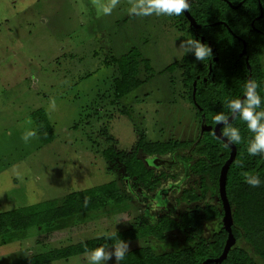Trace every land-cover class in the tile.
<instances>
[{
    "label": "rangeland",
    "instance_id": "rangeland-1",
    "mask_svg": "<svg viewBox=\"0 0 264 264\" xmlns=\"http://www.w3.org/2000/svg\"><path fill=\"white\" fill-rule=\"evenodd\" d=\"M110 0H0V212L62 198L115 181L122 200L96 210L59 218L0 236V264H22L31 254L64 249L116 233L162 215L178 219L206 204L221 205L219 195L178 203L183 189L199 188L175 155L154 166L155 189L141 185L103 150H130L146 132L151 140H196L200 117L189 99L188 73L180 48L192 37L181 15L131 16L132 0H118L110 15H97L96 4ZM142 62L144 83L123 98L114 93L115 65L106 57L131 48ZM169 65H173L169 69ZM44 108L54 139L42 144L32 112ZM28 132L35 135L25 139ZM170 158V156L168 157ZM222 217L206 221L203 233L188 240L177 229L164 240L152 236L126 241L129 250L150 247L155 254L211 240ZM112 251L113 245L105 248ZM42 264H88L86 252ZM104 264H116L113 255Z\"/></svg>",
    "mask_w": 264,
    "mask_h": 264
},
{
    "label": "trees",
    "instance_id": "trees-1",
    "mask_svg": "<svg viewBox=\"0 0 264 264\" xmlns=\"http://www.w3.org/2000/svg\"><path fill=\"white\" fill-rule=\"evenodd\" d=\"M229 1L233 5L242 3L234 8L228 0H189V11L200 24L199 28L190 27L185 14H180L188 24L192 37L201 41L204 36V43L212 50V55L204 61L196 60L193 53L184 59L186 64L197 61L195 71L187 76L189 99L197 110L200 122L204 120L213 126V117L218 112L231 115L225 107V100L241 98L249 75L251 80L258 83L257 92L264 98V0ZM261 11L262 16L256 19ZM243 40L247 43L246 55L241 56ZM215 56H218V60H214ZM246 56L251 70L248 69ZM142 62L149 72H154L151 60L143 58L136 47L121 56L112 55L110 59L105 58V65L113 64L119 70V75L114 79V93L117 98L127 96L144 83L140 76ZM172 67L173 65H169V69ZM194 81L195 99L201 110L193 98ZM261 109H264V103ZM238 115L239 112L236 116ZM32 116L40 142H51L55 137L54 129L45 109H36ZM229 123L240 130L242 137L241 142L236 144L237 154L230 164L227 177V194L233 208V233L237 241L226 259L220 263L209 264H264V154L250 156L247 153V144L252 138V133L244 121L237 117ZM230 152V146L212 129L204 131L196 140H151L146 132H143L130 150H117L110 146L103 150V155L109 161L120 162L128 175L141 185L154 189L159 179L154 177V167L146 162L144 156L162 157L175 154L178 159L189 165L192 173L200 177L198 189L183 190L182 195L178 197V202H182L219 195L221 168L229 158ZM246 173L258 176L260 185L253 187L246 183ZM121 200L115 181H110L80 193L72 192L61 199L54 198L38 204L12 208L0 212V236L32 226L49 224L59 218L96 210ZM223 215L222 204H206L182 213L178 219L162 215L154 224L142 222L136 227L116 232L112 239L103 235L64 249L31 254L22 260V264H42L99 246L107 248L117 239L129 241L152 236L164 240L168 232L177 229L183 231L188 240H193L203 233L204 221L218 219ZM227 236L228 232L222 226L213 233L211 240L200 239L194 245L179 250L161 254H155L150 247L128 250L120 264H203L207 258L218 257L222 253Z\"/></svg>",
    "mask_w": 264,
    "mask_h": 264
},
{
    "label": "clouds",
    "instance_id": "clouds-1",
    "mask_svg": "<svg viewBox=\"0 0 264 264\" xmlns=\"http://www.w3.org/2000/svg\"><path fill=\"white\" fill-rule=\"evenodd\" d=\"M118 0H110L109 3H97V15H110L113 8H115ZM189 0H132L128 11L130 14L138 16H148L155 13L159 15H180L187 9L189 10ZM180 48L185 54L193 53L196 60L204 61L212 55L211 48L201 42L200 40L189 37L183 40ZM259 87L255 80H249L244 85L243 98H227L225 100V107L228 109L232 118L239 110V115L235 118L246 123L247 129L252 133V138L247 144V153L250 156L264 154V109H261L264 98L257 92ZM215 124H223L221 128V136L225 138L227 144H239L241 142V133L237 127L229 123V116L224 112H218L214 117ZM35 135L34 132H28L25 136ZM245 181L253 187L260 185L261 181L258 176L252 174H245ZM107 238L112 239L116 233H106ZM129 250V245L123 239L115 240L112 251H106L104 246L95 247L91 250H86V257L88 264H104L106 260L111 259L114 255L116 264H120L125 259L126 253Z\"/></svg>",
    "mask_w": 264,
    "mask_h": 264
},
{
    "label": "water",
    "instance_id": "water-1",
    "mask_svg": "<svg viewBox=\"0 0 264 264\" xmlns=\"http://www.w3.org/2000/svg\"><path fill=\"white\" fill-rule=\"evenodd\" d=\"M241 3H239L238 5H233L229 1V4L232 7H234V8H237L238 6H240ZM184 14H185L186 18L189 20L191 27H199L197 21L192 16V14L190 13L189 10L186 9L184 11ZM262 14H263V12L261 11V14L259 16H257L256 19L260 18L262 16ZM252 24L254 25V21L252 22ZM202 41H204V37H202ZM243 43H244V47H243V50L240 53V55H244L246 53L247 43H246L245 40H243ZM214 60H218V56H215ZM246 61H247L248 69L251 70V65L249 63L248 57L246 58ZM211 69H212V64L210 63V70ZM248 79L251 80V75L248 76ZM195 91H196V81H194L193 98H194L195 104L198 105V103L196 102V99H195ZM241 98H243V95L241 96ZM198 108L201 110V107L199 105H198ZM238 112H239V110H237V112L234 114L233 118H232L231 115L229 116V122H231L235 118V116L237 115ZM222 125L223 124L221 123V124H215L213 126V125H208V124L203 122L202 125H201V130L203 132L205 130H212L213 129L215 131V134L220 139L225 141V138H223L221 136ZM228 145L231 148L230 156L225 161V163L223 164V166L221 168L220 176H219V196H220V199L222 201L223 209H224V215L222 217V219H223V227L228 232V236H227L226 243H225V246H224V249H223L222 253L218 257L207 258L206 260L203 261V264H209V263H213V262H216V263L222 262L224 259H226L230 249L235 245V243L237 241V239H236V237H235V235L233 233V223H234L233 209H232V205L230 203V200H229L228 194H227L228 170H229L230 164L233 162L234 158L236 157L237 146H236V144H228Z\"/></svg>",
    "mask_w": 264,
    "mask_h": 264
},
{
    "label": "flooded vegetation",
    "instance_id": "flooded-vegetation-1",
    "mask_svg": "<svg viewBox=\"0 0 264 264\" xmlns=\"http://www.w3.org/2000/svg\"><path fill=\"white\" fill-rule=\"evenodd\" d=\"M228 2H229V0H228ZM199 25V27H200V24H198ZM189 26H190V22H189ZM191 27V26H190ZM199 27H192V28H199ZM202 37H204V36H202ZM202 37H201V41H202ZM204 41H205V37H204ZM204 41H202L203 43H204ZM244 55H246V53L244 54ZM242 56V55H241ZM245 58H247V56L245 57ZM263 63H264V57H263ZM249 80V79H248ZM204 121L202 120V123H203ZM202 123L200 122V134H202L203 132H202V130H201V125H202ZM205 123V122H204ZM207 124V123H206ZM206 131V130H205ZM199 134V135H200ZM172 155H175V154H166V155H164V156H162V157H158V156H144V158H145V160H146V158H148L149 160L151 159H154V161L155 160H159L160 162V164H164V163H166V162H168V160H172ZM170 156V158H168ZM176 156V155H175ZM177 158V157H176ZM177 160L178 161H182L184 164H185V166L189 169V165L187 164V163H185L183 160H181V159H178L177 158ZM146 162L149 164V165H151V166H153L152 164H151V162L150 161H147L146 160ZM154 167V166H153ZM189 171H190V169H189ZM190 173H192L191 171H190ZM192 174H194V173H192ZM195 175V174H194ZM197 176V175H196ZM198 178H200L199 176H198ZM199 186H200V179H199ZM149 188V187H148ZM191 188H194V187H191ZM191 188H189V189H191ZM150 189H153V188H150ZM155 189V188H154ZM196 189V188H195ZM183 190H186V188L185 189H183ZM183 192V191H182ZM182 195V194H181ZM180 195V196H181ZM209 196H213V195H209ZM209 196H207V197H209ZM207 197H205V198H207ZM205 198H203V199H205ZM201 200V199H200ZM197 201H199V200H197ZM178 202V201H177ZM182 202H195V201H182ZM178 203H181V202H178ZM221 204H222V201H221ZM204 206V205H203ZM222 207H223V204H222ZM233 209V208H232ZM223 212H224V209H223ZM214 220H216V219H213V221ZM208 221H212V220H208ZM206 223V221H204L203 222V230H204V224Z\"/></svg>",
    "mask_w": 264,
    "mask_h": 264
}]
</instances>
